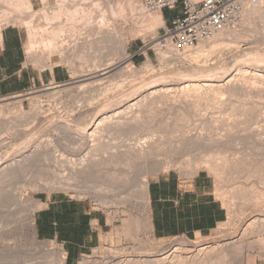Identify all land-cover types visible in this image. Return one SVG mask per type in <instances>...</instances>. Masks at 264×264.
<instances>
[{
  "label": "rangeland",
  "instance_id": "374dc122",
  "mask_svg": "<svg viewBox=\"0 0 264 264\" xmlns=\"http://www.w3.org/2000/svg\"><path fill=\"white\" fill-rule=\"evenodd\" d=\"M57 1L58 0H54L53 2L56 3ZM113 1H115L113 3L114 6L121 3V0ZM123 1L126 2L128 6V1ZM4 2V0H0V29L19 30L22 34V42L25 47V43L28 39V31L23 26H20V21L15 25H9L7 20L2 19L4 16L1 15V9L6 5V2ZM248 2H250V0H248ZM262 2H264V0H262ZM132 3L133 5L135 4V7L138 6L139 10L135 12V14L127 11L124 17L120 16L116 24V29L119 34L121 33L120 37H122L126 43L128 65H130L129 67L140 70H138L141 72V75H139L140 77L138 76L139 78L142 79L144 77L143 74L145 72L142 67L146 64H152L155 67V73H153L154 70L152 71L153 74L151 73L153 78L148 72L146 73L148 75H145L146 80L148 81L149 79L148 83L151 82V84L152 81H154V84L170 83L175 85L174 87L179 88L183 83L186 84L187 81L189 82V80H203L201 84L210 81L220 84L223 81L234 78L236 85H239L242 81L245 82V84L241 83L244 89L236 90L237 93L235 91V95L226 93L224 96L218 93L213 94V92L211 94L209 91H202V93H199L200 95L198 93L187 94V96L185 95L186 97L183 95V97L180 96V93H170L164 96L165 98L168 96L170 98L168 97L165 99L162 97V99L151 107V111L144 115L146 117L142 116V119L145 118L143 121L147 126V129H145L147 131L127 132L122 135L116 134L111 136V138L107 139V144L111 146V148H109L110 152L108 151V153H106L96 148L99 146L96 145L98 142H92L83 132L80 131V133L78 131V123L74 122L75 120H72L71 117H67L71 107H76L78 101L82 102V104L78 102L77 105H84L86 102L83 98L79 97V91L73 89L74 91L69 90V92L64 91L60 93L57 95L58 97L55 95L51 97L50 92L46 90L47 88L50 89L62 85L71 87L75 81L85 79V77L82 76L88 74L90 70L89 66L98 65L102 67L103 64L105 66V62L108 64L118 56L122 57L120 44L117 43V41L109 42L108 44V42H103L106 39L100 36L101 38H99L101 40L98 39V41L100 40L99 43H102L97 44L96 47L94 46V50H97V55L93 52L91 53L93 54L92 56L97 58V63L94 64V62L91 61H87V63L77 58L75 67L72 68L65 60L59 59L60 56L58 54L51 55L50 60L45 65L46 67L43 66L44 68L32 62V60L26 56V66L29 67L30 72L43 74L45 71L57 67L65 73L67 80L61 83L53 82L32 87L23 93L0 98V104L4 105L5 103H9L10 105L1 109V111L4 112L2 114L3 121H1V123L5 122L7 128V130L4 128L0 129V137L7 138V147L5 146L6 151L4 150L6 153L2 152L3 155L5 154L4 156H6L8 154L7 157L9 159H14L29 154L31 151L35 150L36 147L41 149L39 153L49 152L50 154L47 158L49 161L47 159L46 161H41L37 165L38 167L35 165V168L33 167L34 169L31 168V170L27 172V175L25 173L23 178H20L22 181L19 179V182L17 181L16 184H13L14 188H12L15 191L21 192V198L23 200L20 199L19 202H16L17 200L11 198L7 194H5L6 198L5 196H1L0 198V264H43L46 262L47 264H60L61 257H57L59 256L57 252L61 250L64 257L65 253L63 247L55 242L41 241L36 234L33 222V229L36 234L35 239L28 225L29 218L35 219V213L39 209H36L34 206L35 203H39L38 199L41 196H49L54 193H63L74 199L87 200L93 204L95 210L108 215L113 222V231L107 235L103 244L89 255H86L80 264H86L88 258L92 262H102L104 259L108 258L107 251L111 249H125V251L129 252L126 253L132 258L136 257V259H139L142 257L144 258V256L150 254L151 251L155 252L156 249L158 250L161 247L160 252L156 253V255L162 258L165 255L168 256V254L178 247L189 249L193 252L192 254H195L203 248L222 246L231 243L237 245L239 244V240H242V243L245 245L243 249L245 247L247 248L243 250V264H264V250L259 246V243H262L261 240H264V204L261 202L262 199H259V195H261L262 192L264 193V63L258 64L252 60L256 53L262 54L264 52V39L261 34L262 32L260 33V31H262L261 24L259 25L260 22H256V20L259 21V18H252L254 20H249V22L252 21L250 24L247 22L242 27L250 28L249 32L246 31L248 29L245 30L244 28V32H247L245 38L248 33H250L246 41L253 44H249L248 46L245 41L239 40L240 49L233 50L232 52L226 51L224 54L216 51L217 53L215 52L209 57L210 60L208 64L207 62L204 63V61L200 63L192 61L191 63L189 57L187 60V57L182 55L184 54L183 49L177 50L170 47L164 55L160 53L163 51H159L157 48L156 38L160 34H163L162 29L166 26H154L151 24L147 19L151 14H147L142 10L139 0H132ZM31 4V7H33L32 9L36 11L45 8L42 0H31ZM249 4L251 5V2ZM182 13L183 5L180 3L175 10L169 11L167 16L172 20L182 15ZM247 24L252 26L246 27ZM80 31L85 32L84 29H68V33L71 34V37L67 36V41L72 43L76 40H81L79 47L85 51L86 54L90 55V51L88 50L90 47L86 43L88 39L96 40L97 38L95 36L91 38L88 37L87 39L86 36L80 37ZM197 46L198 45L194 47ZM248 49L251 50L247 51ZM58 62H60V64H57ZM123 62L125 61H121L120 64ZM199 64L200 67L197 70L198 73H202L200 75L198 74L199 76H193L194 67L196 68ZM124 66H127V63H125V65L123 64L121 68H124ZM243 70H248L246 72H249L251 77V73L254 74L255 71H258L257 73H259L260 76L262 75L263 79L262 77L258 80L252 79L248 75L249 73L245 72L247 76ZM118 78L121 79L120 76L115 77L114 80L111 81L113 82L112 84L118 82L117 84L121 85L122 83ZM139 78L135 82L140 87L142 85L138 83ZM115 79L118 81H115ZM237 81L240 82L237 83ZM246 81L248 82L246 83ZM106 85L104 84L103 86L105 87ZM108 85H110V83ZM216 94H218L219 97ZM230 95L233 96V98L230 97ZM17 96L23 97L13 99ZM76 96H78L80 100L79 98L77 99ZM28 97L37 98L40 103V108L42 107L39 114L34 113L35 115L37 114V116L31 111L32 105ZM19 101H21V103ZM190 102L191 105H195L193 106L194 108L198 107L196 111H194L195 113H192V110L195 109H192ZM188 103L190 106L187 105ZM254 109L256 114H259L255 117L257 119L252 117L251 114L248 115L250 110ZM187 111L190 112V114ZM243 113L246 114L243 115ZM21 114H26V116L32 114L29 116L33 117L29 118L28 116V118H22V116H20ZM149 114L151 116H149ZM38 115H44L45 117L43 116L44 118H41L42 121H40V119L37 120ZM62 123L68 124L69 129L60 130L57 124ZM56 127L57 130H55ZM144 133L150 135V138L154 140L156 145L158 144V151H156L150 161L157 157L155 158L156 160H154L156 162L159 160L160 163L170 162L168 169L163 168V170L162 168H158L160 170H152L153 174L149 177V182L151 178L168 172H176L181 174L182 177L192 178L197 173L205 171L209 173L214 180L216 196L227 208L228 219L210 235L196 239L174 238L167 240H159L151 237L147 222V204L143 200L141 194V182L143 181L142 168L140 165H136L132 160L127 162L128 160L126 161L120 158L118 160L119 163L116 161L114 162L115 164L112 163L113 165H99L89 176H87V174L84 178L75 177L74 169L79 168L83 160L88 158L90 160L96 159V161H103L106 158H110L108 156H111L114 150L116 151L120 145L128 144L129 142L136 143V141L138 143L140 139L143 140L142 138L146 135H144ZM207 136L210 141L216 140V138L225 139L226 141L222 146H212L210 145L211 143L207 142L209 145L200 144L199 148H197L199 143L194 144L195 147L193 145H190V147L188 144V146L185 147L186 139L184 140L185 142H182L185 137H187V139H192L194 137H204V139H207ZM93 144L94 146H92ZM90 146L93 148L95 147L97 151L94 150L95 148L92 150ZM193 147L195 149H193ZM207 159L212 162L210 165L213 166L214 164L215 166H211L212 170L209 169L210 167L206 168L204 165H201V162H205ZM68 162H72L74 165ZM125 162H127V164H125ZM177 163H182L184 168H179V165H175ZM38 171H40L41 175ZM113 176L115 178L114 181ZM54 177L66 180L72 185V188L70 190H46L42 187H38L40 182H50ZM123 181L126 184L122 185L120 183H124ZM114 187L115 189H113ZM12 188L10 189L7 187L9 190H12ZM28 198L31 199L32 202ZM103 199H108L110 203L106 204ZM240 212L243 214L241 213L240 215ZM249 224H251L250 229L247 228ZM246 229L247 231H245ZM242 235H244V237ZM251 243L256 246L250 250L247 246ZM16 247H20L19 256L14 254L11 250ZM191 252H187L185 255L189 256ZM228 257L225 260L226 262L224 261L226 264H239V259H236V257L232 255Z\"/></svg>",
  "mask_w": 264,
  "mask_h": 264
},
{
  "label": "bare ground",
  "instance_id": "6f19581e",
  "mask_svg": "<svg viewBox=\"0 0 264 264\" xmlns=\"http://www.w3.org/2000/svg\"><path fill=\"white\" fill-rule=\"evenodd\" d=\"M4 1L6 2V5L3 8L1 7L2 8L1 9L2 10L1 15L4 16L2 19L7 20V23L9 25H15L18 21L21 22L20 26H23L28 31V39H27V42L25 43L26 55H27V57L30 58V60H32V62H35V63L41 65L42 67L43 66L46 67L45 66L46 63L50 60L51 55H54V54H58L60 56L59 59L65 60L68 65H71L70 66L71 68L75 67V64L77 62L76 61L77 58H79V60L81 59V60L86 61V62L91 61V62H94V64H96L97 58L92 56L93 54H91V53L93 52L94 54H96L97 50H94V46L96 47L97 44L102 43V42L99 43L101 40L100 39L101 37L105 38L106 40L103 42H108V44H109V42H114V41H117V43L120 44L122 57L118 56L119 58L118 57L116 59L113 58L114 60L112 59L113 61H110V63H108V64H106L107 62H105V66H104V64L102 66L103 68L98 66V65L97 66L96 65L89 66L90 70H89L88 74L82 76V77H85V79H80L78 81H75L73 83V86H71V87H67L68 85H65V86L62 85V86H56V87H53L50 89L47 88V90H46L47 92L48 91L50 92L51 97L54 95L56 97H58L57 95H59L60 93H62L64 91L69 92V90H73V89H77L79 91V97L83 98L86 102L84 105H79V104L77 105V103L80 102L77 100L78 102L76 101L77 102L76 107L74 105H73L74 106L73 108L71 107V110H70L71 112L69 111V115H67V117L68 118L71 117L72 120H75L74 122L78 123V131L79 132L80 131L83 132L85 134V136H87L89 139H91L92 142H94V143L98 142L99 144L97 143L96 145H99V146L96 147V145H95V147L97 149L99 148V150L102 152L108 153L109 148H111V146L109 144H107L108 143L107 139L111 138V136L116 135V134L122 135V134L127 133V132L128 133L129 132L132 133L135 131L138 132V131H143V130L147 129L146 128L147 126L143 121L145 118L142 119V116H144L145 114H148L151 111L150 109L153 105H155L160 99H162V97L167 96L170 93H175V94L180 93L181 94V95L179 94L180 96L183 95L184 97H186L187 94H193V93L199 94V93H202V91H205V92L209 91L211 94L213 92V94L218 93L221 96L222 95L224 96V94H226V93L233 95L236 90H243L244 89V86L242 84H245V82L240 80V81H242L241 82L242 84L239 83L240 81L239 82L237 81V83H239V85L238 84L236 85L235 84L236 82H234V78L223 81L220 84H216V83L211 82V81L201 84V82L203 80H189V82L187 81L188 83L187 82H186V84L183 83V85L182 86L180 85L181 87H179V88L174 87L175 85H172L170 83L169 84L168 83H166V84L157 83L158 84L157 85V84H154V81H152V84H151V82L148 83L149 79L147 81L145 78L146 77L145 75L151 74L153 70H154L153 73H155V67L152 64H146L144 67H142V68H144L143 70L145 72V73L143 72L144 77L141 76L143 78L142 79L139 78L140 77L139 75H141L140 74L141 72H139L140 70L138 69L139 70L138 71L136 68L129 67L130 65H128L129 62L127 60L128 54H127L126 43H125L124 39L122 37H120L121 33L119 34V32L116 29V27H117L116 24H117L120 16L124 17L127 14V11H129L132 14L133 13L135 14V12H137L139 10L138 6L135 7V4L133 5L132 0H125V1H128V6L126 5L127 3L124 2L123 0H121V3H119L116 6H114L113 3L115 1H113V0H58L56 3L53 2L54 0L53 1L52 0H42V2L45 5V8H43L40 11H36V10L32 9L33 7H31L32 6L31 0H4ZM194 1L198 2L201 0H194ZM51 2H53V3H51ZM249 3L250 2H248V0H242V4L244 7L243 21L241 22V25L239 26L238 29H236V30H232V29L223 30V31L219 32L218 34H216L213 37V39L201 42L197 47L193 46V47H187V48L183 49L184 54H182V55L187 57V60L189 57L191 60V63H192V61L197 62V63L204 61V63L207 62V64H208V61L210 60L209 57L212 54H214L216 51L222 52L224 54V52H226V51L232 52L233 50L240 49L241 47H239V40L245 41L246 44H248V46H249V44H253L249 41H246V38L250 36V33H248L249 36L247 35V37L245 38V36H246L247 32H249L250 28L244 27L245 30L248 29V30H246L247 32L246 31L244 32V28H242V27L245 23L249 22V20H251L252 18L255 19L256 17H257V19L259 18V21L256 20V22H260L259 25L261 24L260 26L262 28V31H260V33L262 32L261 34H262L263 39H264V2H262V0H261V2L258 5H253V4L250 5ZM148 17L149 18H147V19L154 26L155 25H159V26L162 25L163 27L165 26V22H164V19H163L161 12L151 14ZM143 19H144V17H143ZM254 19H252V21ZM124 21H125V19H124ZM252 21H250V22H252ZM250 22H249V24H250ZM248 26L251 27L252 25L247 24L246 27H248ZM68 29H73V30L74 29H76V30L77 29H84L85 32L80 31L81 32L79 34L80 37L86 36V39H87L88 37L91 38V37L95 36L97 38L96 40H94V39L89 40L88 39V42L86 43L90 47L88 49L90 51V55L86 54L85 51H83L79 47L81 40H79V41L73 40L74 42H72V43L67 41V36L71 37V34L68 33ZM260 33H258V34H260ZM1 36H2V33L0 32V41L2 39ZM98 39H100V40L98 41ZM88 45H86V46H88ZM251 49H252V47H251ZM250 50L248 49L247 51H250ZM167 51H163L160 53L162 55H164ZM229 52H227V53H229ZM263 53L262 54L256 53V55L252 58V60L254 62H257L258 64H263L264 63V54ZM58 55H57V57H58ZM121 61H125V62L120 64ZM60 62H58L57 64H60ZM125 63H127V66H124V68H121L123 64L125 65ZM197 63H195V64H197ZM199 67H200V64L198 66H196V68L194 67L193 76H195V75L197 76L198 74L200 75L202 73V72H200V70H199L200 73H198L197 69ZM99 68H101V69H99ZM51 69H53V68H51ZM243 71L245 73L248 70H246V71L243 70ZM147 72H148V74H146ZM257 72L255 71L256 74L251 73L252 77H251L249 72H246V73H249L248 75L252 79L258 80L261 77L263 79L264 75L260 76L259 73H257ZM246 73H245V75H247ZM118 76H120L121 79H119V78L118 79L120 80V82L122 84L121 85L117 84L118 82L115 83V81L117 79H115V81H114V83L116 85L112 84L113 82H111V81H113L114 78L118 77ZM137 77L139 78V81H138L139 85H142L140 87L135 82L136 80H138ZM152 78H153V75H152ZM140 79H141V81H140ZM247 82L248 81H246V83ZM109 83H110V85H108ZM133 83H135V84H133ZM155 83H156V81H155ZM104 84L105 85L107 84L108 86L106 85L104 87L103 86ZM137 86H138V88H137ZM64 87H66V88H64ZM125 88H127V89H125ZM236 93H237V91H236ZM198 94H197V96H198ZM218 94H216V95L218 96ZM20 97H23V96H17V97H14L13 99H18ZM59 97H61V96H59ZM76 97H77V99L79 98L78 96H76ZM230 97L233 98V96H231V95H230ZM167 98H165V99H167ZM28 99L31 101L32 113L33 114L34 113L39 114L42 107L40 108V106H39L40 103L37 100V98L28 97ZM58 99H60V98H58ZM185 99H187V98H185ZM75 100H76V98H75ZM79 100H80V98H79ZM187 100H189V99H187ZM81 101H82V99H81ZM19 102L21 103V101H19ZM13 103H15V102H13ZM185 103H187V102H185ZM80 104H82V102H80ZM187 105H189V103ZM190 105H191V102H190ZM7 106H10L9 103H7V104L5 103L4 105L0 104V129L4 128L7 130L6 125H5L6 123L5 122L1 123V121H3L2 120V114L4 113L3 111H1V109L3 107L5 108ZM191 106H192V109H195V110H192V113H193L194 111H196V109L198 107L194 108L193 106H195V105H191ZM190 109H191V107H190ZM186 110H189V109H186ZM189 111H191V110H189ZM244 112H245V110H244ZM42 113H43V111H42ZM188 113L190 114V112H188ZM37 114L36 115L34 114V115L37 116ZM245 114L243 113V115H245ZM249 114H251V116L254 118L257 115H259V114H256L255 109L250 110L248 115ZM29 115H32V114H28V116ZM20 116H22V118L23 117L28 118V116H26V114H23V115L21 114ZM41 116L38 115V118L36 117L37 120L40 119V121H42L41 118H44L45 116L44 115H41ZM149 116H151V115L149 114ZM30 117H33V116H29V118ZM144 117H146V116H144ZM255 119H257V118H255ZM211 122H210V124H211ZM57 126H58V128H60V130L63 131L64 129L68 128L69 125L66 123H62V124H57ZM55 130H57V127L55 128ZM1 131H3V130H1ZM145 131H147V130H145ZM144 135H145V137L142 138L143 140L140 139V141H138V143L136 141V143L135 142L134 143L129 142L128 144L120 145V147L117 148L116 151L114 150L113 153L111 152L112 153L111 156H108L110 158H106L103 161H96V159L90 160L88 158L86 160H83V162L80 164L81 166L79 168L74 169L75 170V177L77 176V178H84V177H86L87 174H88L87 176H89L90 173H92V171H94V169L96 167H98L99 165H101V164H103V165L107 164V166H108V164L113 165L112 163H114L116 161L119 163L118 160L120 158H123L126 161L128 160L127 162L132 160L134 163H136V165L138 164L142 168L143 181L141 182V185H142L141 186V194H142L143 200L148 205V201H149L148 200L149 177L153 174L152 170L156 171V170H160L161 168L162 169L163 168L168 169L170 166V162L168 161L169 163H167V162L166 163L165 162L160 163L159 162L160 160L156 162L154 160H156L155 158H157V157L153 158L154 160H152V161H154V162L150 161L152 159V157L155 155L156 151H158V146H157L158 144L156 145L154 140H152L150 138V135H148L147 133H144ZM201 135H202V133H201ZM206 138L208 139V136ZM214 138H215V136H214ZM207 139H204V137H196V138L194 137L192 139L191 138L187 139V137H185L182 142L186 141L185 147L188 145L189 146L193 145L195 147L194 144L199 143L198 147H197V148H199L200 144L209 145V144H207V142L211 143L210 145H212V146H215V145H217V146L221 145L222 146L223 143L226 141L225 139H219V138L218 139L216 138V140L214 139L212 141H210L209 139H208L209 140L208 141ZM183 145H184V143H183ZM5 146L7 147V138L0 137V198H1V196H5V194H7L11 198L17 200L16 202H19L20 199H22L21 198L22 194H21V192L15 191L13 189L14 188L13 184H16V182L20 178H23L25 173L27 175V172L30 171L31 168H33L35 165L37 166L41 161L43 162V160L46 161V159L50 156V154H49V152H43V151H42L43 153H39V152H41V149L36 147L35 150L31 151L27 155H23V156H20L18 158H14V159H9L7 157L8 154L6 156H4L5 154L3 155V153H2V152H4V150L6 151ZM92 146H94V144ZM212 146H210V147H212ZM194 147H193V149H195ZM205 147H207V146H205ZM90 148L92 150L94 149L91 146H90ZM96 148L94 150H96ZM185 149H187V148H185ZM46 151H47V149H46ZM182 151H183V149H182ZM4 153H6V152H4ZM157 155L159 156V153ZM5 157H7V158H5ZM132 161H131V163H132ZM127 162H125V164H127ZM210 162L211 161H208V159H207L205 162L202 161L201 165H204V167H206V168L210 167L209 169H211L212 165H210V164H212V162L211 163ZM70 163L72 165H74L72 162H70ZM175 165H179V168H184L182 163H177ZM100 167H103V166H100ZM212 167H215L214 164ZM158 168H160V169H158ZM214 170H216V169H214ZM38 172L40 173V171H38ZM114 174L117 175L116 173H114ZM40 175H41V173H40ZM113 178H114V176H113ZM20 180L22 181V179H20ZM114 180H115V178L113 179V181ZM42 182L39 183L40 186L38 185V187L39 188L42 187L43 189H46V190H55V189L70 190L72 188V185L69 184L66 180L57 179L55 177H54V179L52 178V181H50V182H47V181L46 182L42 181ZM133 182H134V180H133ZM120 183L122 185L126 184L125 182L124 183L120 182ZM121 184H120V186H121ZM7 187L10 189L12 187L13 188H12V190H9V189H7ZM117 188H118V186H117ZM113 189H115V187ZM259 194H260V192H259ZM259 196H260L259 199H262V201H261L262 204H264V193L262 192L261 195H259ZM5 198H6V196H5ZM103 198H106V197H103ZM29 200L32 202L31 199H29ZM103 200L105 201L106 204L110 203V201L108 199H103ZM111 203H113V202H111ZM39 205H40L39 203H37V204L35 203L34 206L36 209H38ZM241 213L242 212H240V215H241ZM33 222H34V219L29 218L28 225L30 226V229L32 230V236L36 239V234H35V231L33 229L34 228ZM251 224H249L247 228L250 229ZM245 231H247V229ZM242 236L244 237V235H242ZM261 241H262V243H259L260 245L259 244H257V245H259L261 247V249L264 250V242H263L264 240H261ZM238 243L239 244H237V245H235L234 243H231V244H225L222 246H213V247H209V248H203V249H200L199 252H197L195 254H192L193 252H191V250H189V249L178 247V248L174 249L170 254H168V256L165 255L162 258L157 257L158 255H156V253L160 252L161 247L158 250L156 249V251L154 250L155 252H152L150 250L151 251L150 254H147L144 256V258L142 257L139 259H136V257L132 258L130 255L127 254L129 252L125 251V249H111V250L107 251L108 258L104 259L102 262H97V261L92 262L88 258V260H86V264H93V263H95V264H223V263L226 264L225 260L227 259V257L229 255L230 256L232 255L233 257H236V259H239V264H243L244 263L243 250L246 247L243 249V246H245V245L242 243V240H239ZM248 245L249 246H247V247L250 250L256 246V245L255 246L252 245V243L248 244ZM11 250L14 254H17L19 256L20 247H16L15 249L13 248ZM187 252H191V255L186 256L185 254ZM57 253L59 255L57 257H61L60 264H66L65 256L63 257V255H64L63 252L61 250H59ZM18 256H16V257H18ZM49 263H50V261H49ZM43 264H47V262L43 263Z\"/></svg>",
  "mask_w": 264,
  "mask_h": 264
},
{
  "label": "crops",
  "instance_id": "0c3cea01",
  "mask_svg": "<svg viewBox=\"0 0 264 264\" xmlns=\"http://www.w3.org/2000/svg\"><path fill=\"white\" fill-rule=\"evenodd\" d=\"M163 10L165 26L172 20ZM19 30L4 29L0 41V98L23 93L32 87L67 80L57 67L35 74L26 66V51ZM34 225L41 241L63 247L66 264H80L98 249L113 231L109 216L95 210L87 200L63 193L41 196ZM147 222L149 234L159 240L196 239L210 235L228 219V210L215 192L209 173L201 171L192 178L176 172L151 178L148 186Z\"/></svg>",
  "mask_w": 264,
  "mask_h": 264
},
{
  "label": "built area",
  "instance_id": "2783aa9c",
  "mask_svg": "<svg viewBox=\"0 0 264 264\" xmlns=\"http://www.w3.org/2000/svg\"><path fill=\"white\" fill-rule=\"evenodd\" d=\"M250 2L258 5L261 0ZM139 3L147 14L175 10L180 3L183 5L182 15L173 19L171 26L164 27L163 34L156 38L159 51L170 47L182 50L211 40L223 30H236L244 12L242 0H139Z\"/></svg>",
  "mask_w": 264,
  "mask_h": 264
}]
</instances>
